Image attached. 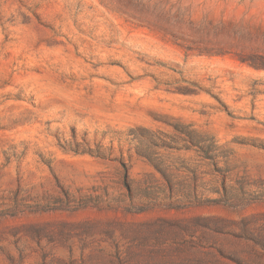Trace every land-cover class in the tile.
I'll return each instance as SVG.
<instances>
[{
    "label": "rangeland",
    "instance_id": "374dc122",
    "mask_svg": "<svg viewBox=\"0 0 264 264\" xmlns=\"http://www.w3.org/2000/svg\"><path fill=\"white\" fill-rule=\"evenodd\" d=\"M0 264H264V0H0Z\"/></svg>",
    "mask_w": 264,
    "mask_h": 264
}]
</instances>
